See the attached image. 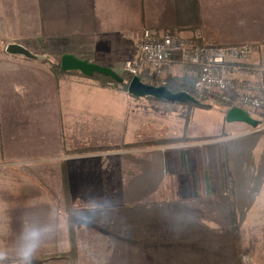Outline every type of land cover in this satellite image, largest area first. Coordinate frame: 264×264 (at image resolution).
Returning a JSON list of instances; mask_svg holds the SVG:
<instances>
[{"label": "crops", "instance_id": "0c3cea01", "mask_svg": "<svg viewBox=\"0 0 264 264\" xmlns=\"http://www.w3.org/2000/svg\"><path fill=\"white\" fill-rule=\"evenodd\" d=\"M145 29L185 39L199 32L207 47L256 48L249 72L233 78L259 83L264 94V0H0L4 49L15 44L36 56L42 39L60 58L90 56L119 77L125 63L138 62ZM1 49L2 264H17L26 224L53 228L32 264H115V253L116 264H236L233 235L239 255L264 264V135L228 124L240 132L198 144L126 149L175 133L179 119L172 111L154 119L148 108L165 110V104L151 101L162 107H150L118 87L74 75L56 81L38 59ZM162 71L163 80L188 75L180 65ZM224 123L225 113L198 111L187 134L218 136ZM85 150L98 151L72 154ZM64 174L75 211L70 218ZM92 202L101 207L81 223L77 217ZM71 250L75 255L59 256Z\"/></svg>", "mask_w": 264, "mask_h": 264}, {"label": "built area", "instance_id": "2783aa9c", "mask_svg": "<svg viewBox=\"0 0 264 264\" xmlns=\"http://www.w3.org/2000/svg\"><path fill=\"white\" fill-rule=\"evenodd\" d=\"M255 50L247 45L207 47L199 32L185 39L173 31L145 29L141 34L138 62L127 64L125 71L136 76L144 67L161 77L163 68L186 66L197 71L193 82L196 91H212L217 102L231 108L246 107L254 114L264 107L262 86L234 82L233 77L242 73V64ZM251 91L252 94L247 93Z\"/></svg>", "mask_w": 264, "mask_h": 264}, {"label": "trees", "instance_id": "16d2710c", "mask_svg": "<svg viewBox=\"0 0 264 264\" xmlns=\"http://www.w3.org/2000/svg\"><path fill=\"white\" fill-rule=\"evenodd\" d=\"M37 45L39 46V49L45 54H47L48 51V44L44 41V40H39L37 41ZM43 58H38V61L42 64H45L49 67V70L52 74V76L55 78L56 81H58L60 78H63L65 76L68 75H74V76H78L81 78H86V79H90L92 80L95 84L99 85L100 87H106V86H111L114 88H120L123 91L127 92V88L129 85V82L131 81V79L135 76L129 74V73H124L123 75L120 76L121 78V82L115 81L109 77L103 76V75H99V74H93L92 76H84L79 72H63L60 69V58H58L55 62H52L49 59V56L46 59ZM81 60H90V58H87V56H83L81 58ZM146 73L149 74L148 78L150 80V83H146L148 85L151 86H157V87H165L168 91L172 92V93H180V92H185L187 94H189L191 97H193L196 102H186V103H182V104H178L175 103L176 105L180 106L182 108V111L185 112V114H182V120H183V125L184 128L187 127V125L189 124L193 111L196 109H204V110H208L211 108V105H208L205 101V99L201 98L198 94H196L194 87H193V82L194 79L188 75H183L181 77H173V76H167L164 80L161 79V77H157L156 74L151 75L150 73H152L148 68H142L139 72V74H137L136 76L139 77L142 80V77H146ZM163 73V71H162ZM145 83V82H144ZM215 98V97H213ZM148 100L151 101H156L152 98H146ZM161 103H165V102H161ZM169 104V103H166ZM225 108V113L227 110H229L231 107L225 106L223 107ZM242 108L244 111L248 112L252 117L254 116V114H252L251 110L249 108L246 107H240ZM255 116L260 119V124L264 123V107L262 109H260L259 111L256 112ZM221 137V135H219L218 137H208V138H203V140H209V139H214V138H219ZM178 140H170V141H161V142H154V143H149L148 145H166V144H172V143H177ZM184 141L189 142L192 141L191 139H184ZM137 146H142V145H132V146H125L124 148H134ZM145 146V145H144ZM95 152L98 150H85V151H74L72 152V154H83V153H87V152ZM68 154V153H67ZM227 186L230 187L231 189V181L230 178H228L227 180ZM63 188H64V192H65V206H66V211H67V216L68 218H70V216L75 212L72 210V208L70 207L69 204V200L67 199L68 193H67V183H66V177L64 174L63 177ZM232 190V189H231ZM232 204V202H231ZM234 223V221H232ZM69 242L71 243V245H73L74 243V235H73V230L72 227H70L69 230ZM233 247H234V254H235V258L238 256L239 253V238L237 235H233ZM68 255L72 256L75 255L74 251H70L68 253ZM68 256V257H69Z\"/></svg>", "mask_w": 264, "mask_h": 264}, {"label": "rangeland", "instance_id": "374dc122", "mask_svg": "<svg viewBox=\"0 0 264 264\" xmlns=\"http://www.w3.org/2000/svg\"><path fill=\"white\" fill-rule=\"evenodd\" d=\"M0 49L5 51V49H4L3 46H0ZM33 51L36 54V56H38L39 58L41 57L43 59H46L49 56V59L48 60H50L52 62H55L58 58H60L57 54H55L52 51H48L47 54L46 53L44 54L40 49H34ZM258 53H259V51L257 52V49H256L254 51L253 55L250 57V59L247 62H245L244 64H242L241 70H244L246 73H248L249 71H247V68L251 67V66H249V62ZM87 58L92 59V57H90V56L87 57ZM88 62L91 63L92 61L88 60ZM127 64L128 63H125V65H124L125 66V69H126V65ZM182 67H184V66H182ZM185 68H186V72L188 73V76H190L193 79H195V76H196V72L197 71L194 70V69L187 68L186 66H185ZM257 72H258V70H257ZM124 73H128V72L125 71ZM124 73H122V75ZM150 74L153 75V73H150ZM135 77H137V76H135ZM141 78L143 80L142 82L143 83L145 82L144 84L150 83V80L149 79H146L145 77H142V76H141ZM247 83H249V82H247ZM195 92L201 98L205 99L206 100L205 102L208 105H211V108L208 109V110H204V109H196V110H194L193 111V114H192V117H191V120L193 119L194 113L195 112H198V111H200V112H207V113H213V112H220L221 114L222 113H225V108H223V107H225L226 105H223V104L217 102L216 101V97L214 96V94H213L212 91H209V92H207V91L198 92V91L195 90ZM247 93L252 94L253 91L247 92ZM213 97H215V98H213ZM144 100L145 101H141V102L143 104H146V105L150 106V107L151 106H153V107H162L161 104H154V103L151 102V100H148V99H144ZM163 104L166 105L165 106L166 107L165 110L164 109H159V108H156V109L154 108V109H151V110L148 108V110H149V112H151V113L154 114V117L156 116L154 119H157V116H167V115L170 114V111L174 112L176 118H178L179 119V122H180L179 128L178 127L177 128L175 127V131H174L175 133H173V134L163 133L164 135L162 136V134L158 133L157 134V137L148 138L150 140H148V141L146 140L147 142H143V144H142L141 147H143V148H148V147H150V148H160V147H162L163 148V147L175 146V145H179V144H192V143L193 144L194 143L195 144L196 143L198 144V143H203V142H207V141H212V140L218 139V138H214V139H209V140H203V138H208V137H193V138H191L190 135L187 134V127L184 128V125H183V120H182V116L181 115L182 114H185V112L182 111V108L180 106L176 105V104H166V103H163ZM166 110H167V113H162L161 112V111H166ZM255 114L256 113H254L253 118L260 122V119H258L255 116ZM191 120H190V122H191ZM230 127L231 126H228V124H225L224 123V128H223V131L220 134L221 137H219V138H222V137L225 138V137H228V136H230V135H232L234 133L240 132L239 131V128H230ZM244 127L245 128H243V127L241 128L242 131H243V129H245V131L253 132L255 135H264V123L263 124H260L259 128L255 129V130L254 129H251V128L247 127V126H244ZM179 129H180V131H177ZM218 136H211V137H218ZM184 139H191L192 141L186 142V141H184ZM170 140L171 141L172 140H178V141H177V143L166 144V145H162V144L161 145H158V144L157 145H148L149 143H154V142L156 143V142L170 141ZM225 191H226L225 192L226 197H228L229 200H230L231 199V196H232V191H231L230 187L227 186V189L225 188ZM230 206L232 207V204ZM232 239H233V236H232ZM232 244H233V240H232ZM233 250H234V247H233ZM243 250L245 251V249H243ZM100 254H102V253H100ZM118 255H119L118 253H115V257L112 259V262L115 263V264L119 262L120 257ZM59 256L63 259L65 257H68L69 255H68V253H66V254H60ZM249 256L250 255H247V254L245 255V253L243 251H241L240 252V255L238 254V256L236 257L235 263L236 264H253V259H252V257L249 258Z\"/></svg>", "mask_w": 264, "mask_h": 264}, {"label": "water", "instance_id": "95a60500", "mask_svg": "<svg viewBox=\"0 0 264 264\" xmlns=\"http://www.w3.org/2000/svg\"><path fill=\"white\" fill-rule=\"evenodd\" d=\"M5 53L13 56H21L29 60L37 59V57L31 54L27 49L15 44L7 45ZM60 69L63 72H79L84 76L99 74L121 82V78L113 75L108 69L89 63L86 60L77 59L73 56H62L60 58ZM127 93L134 98H152L156 101L169 104L196 102L193 97L185 92L172 93L165 87L147 85L144 84L139 77H133L131 79L127 88ZM225 122L227 124H243L254 130L260 126L259 121L254 119L248 112L237 107L230 108L226 111Z\"/></svg>", "mask_w": 264, "mask_h": 264}, {"label": "clouds", "instance_id": "9594fccd", "mask_svg": "<svg viewBox=\"0 0 264 264\" xmlns=\"http://www.w3.org/2000/svg\"><path fill=\"white\" fill-rule=\"evenodd\" d=\"M101 206L96 203H88L81 210V216L77 217L81 223L90 220L89 213H95ZM53 231L51 225L26 224L17 243V264H32L33 257L41 247L44 239ZM7 258V253L0 249V264Z\"/></svg>", "mask_w": 264, "mask_h": 264}]
</instances>
